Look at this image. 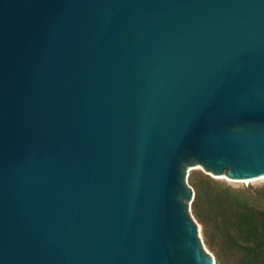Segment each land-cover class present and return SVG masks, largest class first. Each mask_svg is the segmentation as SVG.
Instances as JSON below:
<instances>
[{
  "label": "water",
  "instance_id": "obj_1",
  "mask_svg": "<svg viewBox=\"0 0 264 264\" xmlns=\"http://www.w3.org/2000/svg\"><path fill=\"white\" fill-rule=\"evenodd\" d=\"M196 166L264 176V0H0V264H215Z\"/></svg>",
  "mask_w": 264,
  "mask_h": 264
},
{
  "label": "rangeland",
  "instance_id": "obj_2",
  "mask_svg": "<svg viewBox=\"0 0 264 264\" xmlns=\"http://www.w3.org/2000/svg\"><path fill=\"white\" fill-rule=\"evenodd\" d=\"M185 180L194 192L189 212L205 251L215 264H244L250 258L242 248L248 229L245 218L252 220L249 243L264 244V176L230 180L196 166L187 169Z\"/></svg>",
  "mask_w": 264,
  "mask_h": 264
},
{
  "label": "trees",
  "instance_id": "obj_3",
  "mask_svg": "<svg viewBox=\"0 0 264 264\" xmlns=\"http://www.w3.org/2000/svg\"><path fill=\"white\" fill-rule=\"evenodd\" d=\"M243 224L247 226V236L243 237V241L246 243V245L242 246L243 249L249 252L250 258L244 263V264H264V244L260 243H253L250 244V235H251V229L250 226L252 225V220L245 218L243 221Z\"/></svg>",
  "mask_w": 264,
  "mask_h": 264
},
{
  "label": "bare ground",
  "instance_id": "obj_4",
  "mask_svg": "<svg viewBox=\"0 0 264 264\" xmlns=\"http://www.w3.org/2000/svg\"><path fill=\"white\" fill-rule=\"evenodd\" d=\"M248 180H245V182H247Z\"/></svg>",
  "mask_w": 264,
  "mask_h": 264
}]
</instances>
